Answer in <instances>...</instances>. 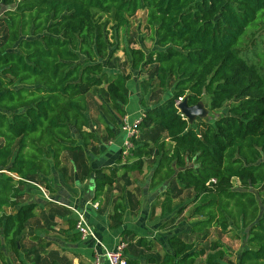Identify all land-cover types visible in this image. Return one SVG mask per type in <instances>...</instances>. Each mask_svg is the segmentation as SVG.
<instances>
[{
    "label": "trees",
    "instance_id": "trees-1",
    "mask_svg": "<svg viewBox=\"0 0 264 264\" xmlns=\"http://www.w3.org/2000/svg\"><path fill=\"white\" fill-rule=\"evenodd\" d=\"M0 4L5 6L0 18L2 263L9 251L19 257L22 235L45 203L22 202V185L36 181L39 174L48 186V176L53 167L60 168L63 152L78 161L79 153L98 140L90 128L87 91L106 83L113 109L126 114L133 74L109 75L107 69L118 49L119 32L129 27L137 12L146 11L156 48L132 49L131 67L149 69L158 86L170 91L164 100L145 108L137 126L140 130L159 126L167 135L154 140L151 186L169 181L193 190L191 215L200 219L192 231L215 226L243 230L250 245L241 249L238 264H264V208L259 201L264 195V73L259 60L247 59L241 48V39L257 18L264 27V0H0ZM185 96L190 105L206 96L211 111L236 103L227 114L205 122L199 132L177 106ZM133 143L132 156L138 160L131 169L136 170L139 160L150 155V145ZM95 183L98 195L115 179L104 173L95 177ZM121 206L117 204L111 216L118 220L116 226L122 224ZM133 234L128 229L121 233L130 238L123 239L128 243L125 256L129 264H142L141 256H131ZM138 242L150 247L145 236ZM168 242L170 250L161 259L152 256L146 263L195 264L206 253L180 234ZM223 245L213 242L207 264H219L225 255Z\"/></svg>",
    "mask_w": 264,
    "mask_h": 264
},
{
    "label": "rangeland",
    "instance_id": "rangeland-1",
    "mask_svg": "<svg viewBox=\"0 0 264 264\" xmlns=\"http://www.w3.org/2000/svg\"><path fill=\"white\" fill-rule=\"evenodd\" d=\"M4 10L5 6L0 4V18L1 15H3ZM260 21L261 19L257 18L256 22L247 28L246 34L241 39V48L243 56H245L247 59L253 60L255 62L259 60L258 65L262 69V73H264V27H260ZM109 36L111 37V32ZM111 40L114 42V44H116L115 39ZM115 48L118 49L114 53L110 63L111 66L109 69H107V71L109 75L115 72L133 74L132 79L128 82V86L130 88V98L127 105H125L126 114H121L112 107V103L110 102V99L106 92V83L100 87L91 88L87 91L91 129L98 135V140L92 141L91 146L88 148L95 151H98L100 147L99 145L109 146L108 142L111 139H116V137L121 135V133L124 134L123 126L125 125L124 120H126V118H128V122H132L137 119L142 120V114H144V110L146 107L155 105L158 101L164 100L170 94V91H164L158 86L155 75L149 69L145 68L142 71H139L131 67L130 53L132 49L142 48L148 51L150 49L156 48V43L152 40L151 37V30L147 25L146 11L137 12V14L133 18H131L129 27L119 32V39L117 45H115ZM201 103H203L208 109V113L203 118H196L192 123L199 132L203 130L205 122H213L217 116L221 114H227L230 110V107L234 103H236V100H233L232 102L224 105V107L214 111H211L209 109L206 96L201 100ZM137 108L140 109L137 110ZM130 115H132L133 119H131ZM138 130L139 133L132 137V142H134V140H137L139 143H148L150 145L148 148V150L150 151V155L139 160V166H154L156 157L154 140L157 138V136H161L163 138L167 137L166 132L163 131V129L159 126H155L153 128H144L143 130H140L138 128ZM133 148L130 149L128 155L124 156L123 154H121V158L127 163V165L125 166H132L138 160L137 158H134L132 156ZM80 155L82 154L80 153L79 157ZM73 157H75V155H73L72 153H69L68 151L63 152L61 154V166H72L70 158ZM42 178L43 177L39 174L35 176V179L40 181L39 183L43 186L44 190L48 194V189L46 188L45 182L42 181ZM47 183L49 184L50 182ZM27 184L29 187L35 188V193H42V191L39 190L38 187L30 183ZM234 185L239 186V182L235 181ZM22 188H26V184L24 186L22 185ZM166 188L171 189V196L164 197L163 203L161 204V208L163 211L160 214V217L159 214L156 213L155 209L149 211V204H147L146 200L144 202L146 204L142 206V211L144 213L145 211L148 213V220L154 219L152 223L154 225L156 224V227H152V231L156 229L157 233V231L160 229H166L168 230V232L166 234H161V239H149L147 238V236L143 235L147 238V240H149L150 247L139 244V238H136L137 235L134 233L133 236H131L133 253L137 256H142L144 258V264H150L146 263V260L152 256L157 260L161 259L164 254L170 250L168 242L169 237L173 234H180L184 240L194 242L196 248L205 249V255L199 256L196 259L195 264H207L206 257L210 252H213L211 250V246L215 241H220L224 244L222 249L224 250L225 255L219 261V264H238V258L241 249L245 246V244L250 245L249 243H247V240L244 239V231L237 230L235 228L225 229L220 226H215L200 233L193 232V224L200 219V217H193L191 215L194 208L192 201L196 196V193L190 189L185 190L177 182H170ZM109 196L110 193H107V198ZM32 198H34V194L27 188L25 196L21 200L22 202H28ZM174 198H177L175 203H173ZM259 201L261 207L264 208V195L259 197ZM139 203L141 204L140 200ZM172 205L173 207H171ZM167 207L172 210L173 214H175V216H173L169 220L164 219L166 218L165 216L162 217V214H165L164 212ZM188 207L189 209H187ZM9 211L10 209H6V212ZM140 212L141 211H139V213ZM111 221L113 223H116V221L118 222V220L114 219H111ZM51 226L53 227L51 228ZM67 227L73 228L70 220L64 219L62 221V219H57L56 222L55 220L51 221L49 217L41 212V210L37 209L35 217L29 221L28 226L24 231V240H20V242L24 244L23 250L26 251L32 248L30 247V244L32 242V237L38 234L37 230L44 231L46 229L47 231H49L52 229V234L48 232V234H46V237H49L50 235L55 236L60 240H65L66 236H64L63 234H53L58 233L59 229ZM70 236L71 235H68V237ZM124 239L127 242L130 240L128 236L124 237ZM49 244L51 243L49 242ZM53 248H56V246L54 245ZM52 254V251L48 254L51 259L53 258ZM67 256L72 257L70 253H67ZM13 261H15L14 254Z\"/></svg>",
    "mask_w": 264,
    "mask_h": 264
},
{
    "label": "crops",
    "instance_id": "crops-1",
    "mask_svg": "<svg viewBox=\"0 0 264 264\" xmlns=\"http://www.w3.org/2000/svg\"><path fill=\"white\" fill-rule=\"evenodd\" d=\"M139 109L140 108H137V110ZM130 116L131 119H133L132 115ZM124 139L125 132L124 134L121 133V135L117 136L116 139H111L108 142L109 146L99 145L100 147L98 151L88 148L91 146L90 144L80 152L82 155L78 157V161H76L74 157L70 158L72 166H60V168L53 167L51 174L48 177V182L50 183L48 186L45 185L48 189V196L53 200L58 201L59 204L53 201H48L40 192L35 193V188H31L27 184L30 183L41 190L40 187L43 188V186L38 180H29L24 183V185L26 184V188H22L24 196L28 188V190L34 194V198L30 201L41 200V202H45L44 204L42 203L39 205L37 209L41 210V212L49 217L51 221L55 220V222L57 219H62V221L68 219L75 222L76 215L69 208L64 207L60 203L83 210L97 236L109 248L115 247L120 239H124V236L121 235V233L126 229L135 233L137 235L136 238L145 235L149 239H161L160 235L166 234L168 230L160 229L157 233L156 229L152 231V229L156 227V224L154 225L152 223L154 219L148 220V213L142 211V206L146 204L144 203L146 200L147 204H149V211L155 209L160 217V214L163 211L161 204L163 203L164 197L168 196L167 191L171 192V189L166 188L170 182L165 181L164 183L153 187L151 186L150 178L155 166H141L136 170H132V166H125L127 163L121 158L120 154V150L123 148ZM77 163L80 164V166H78ZM98 170L102 171L98 172ZM104 173L114 178L115 183L112 186H107L102 193L97 195L95 177ZM107 193H110L108 198ZM176 199L177 198L173 199V203H175ZM139 200L141 204L139 203ZM88 201L97 203L98 207L87 206L86 202ZM117 204H122V224L119 226H116L118 223L117 221L116 223L111 221V216L114 214L115 206ZM171 207H173V205ZM187 209H189V207ZM139 211L141 212L139 213ZM164 213L165 214H162V217L165 216L166 218L164 219L166 220L175 216L172 210L168 207ZM52 227L53 226H51V228ZM51 231L52 229L49 231L46 229L44 231L37 230L38 234L32 237V242L30 244V247L32 248L30 250L24 251V244L20 242L19 257L9 251L5 254V264L92 263L95 250L94 242L92 240H81L79 234L75 231V227L61 228L58 233L53 234H63L66 236L65 240H60L59 238L50 235L49 237H46V234H48V232L51 233ZM68 235L71 236L68 237ZM24 238L25 233H23L21 240L23 241ZM49 242L51 244H49ZM54 245L56 248H53ZM2 249L4 250V247H2ZM51 251L53 252L52 259L48 256ZM65 252L70 253L72 257L67 256V253ZM13 254L15 255V261H13ZM131 256L137 255L134 254ZM140 258L142 264H144V258L142 256ZM101 262L102 264H108L104 257L101 258ZM0 264L4 263L0 260Z\"/></svg>",
    "mask_w": 264,
    "mask_h": 264
},
{
    "label": "built area",
    "instance_id": "built-area-1",
    "mask_svg": "<svg viewBox=\"0 0 264 264\" xmlns=\"http://www.w3.org/2000/svg\"><path fill=\"white\" fill-rule=\"evenodd\" d=\"M183 100V98H179L177 101V105ZM144 114H142V117ZM128 118H126L125 125L123 126V131L125 132V139L123 143L124 149L122 150V154L128 155L130 149L133 148V142L132 137L139 133L138 130V124L141 122V119L134 120L132 122L127 121ZM138 136V135H137ZM212 181H215V179H212ZM41 191L43 195L48 199L52 200L44 190V188H41ZM62 205H65L67 208H69L75 215V231L79 234L81 240L88 241L92 240L94 242V253H93V259L91 264H102L101 258H105L107 260L108 264H129L127 257L125 256V250L128 246V243L120 239L118 243H116L115 247L109 248L107 247L104 242L101 241V239L97 236L95 233L89 219L87 218L85 212L83 210H80L76 207L69 206L63 203H60ZM87 206L91 207H98V204L92 201L86 202Z\"/></svg>",
    "mask_w": 264,
    "mask_h": 264
},
{
    "label": "water",
    "instance_id": "water-1",
    "mask_svg": "<svg viewBox=\"0 0 264 264\" xmlns=\"http://www.w3.org/2000/svg\"><path fill=\"white\" fill-rule=\"evenodd\" d=\"M177 106L190 124H192L196 118H203L208 113V109L203 103H201V101L190 105L187 96H185Z\"/></svg>",
    "mask_w": 264,
    "mask_h": 264
}]
</instances>
